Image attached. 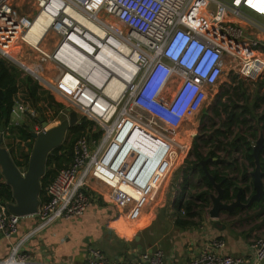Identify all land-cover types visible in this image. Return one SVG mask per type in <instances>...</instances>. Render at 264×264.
<instances>
[{"label": "built area", "instance_id": "1", "mask_svg": "<svg viewBox=\"0 0 264 264\" xmlns=\"http://www.w3.org/2000/svg\"><path fill=\"white\" fill-rule=\"evenodd\" d=\"M33 3L36 15L30 17L20 11V0H0V59L17 64L50 95L63 98L69 107L59 111L64 118L71 109L76 124L82 118L93 124L72 145L70 164L46 187L34 231L80 218L96 183L108 189L109 201L126 221L138 222L186 157L191 146L181 129L224 70L248 81L264 74V0ZM40 16L49 25L33 44L25 38ZM51 32L54 37L47 40ZM26 106L17 95L11 117L35 118ZM20 219L0 204V237L10 243ZM21 244L10 246L0 264H34ZM224 247L223 240L213 239L189 264H264V231L242 254L225 255ZM86 264H164V255L154 249L138 262L109 261L99 249H89Z\"/></svg>", "mask_w": 264, "mask_h": 264}, {"label": "crops", "instance_id": "2", "mask_svg": "<svg viewBox=\"0 0 264 264\" xmlns=\"http://www.w3.org/2000/svg\"><path fill=\"white\" fill-rule=\"evenodd\" d=\"M20 116L24 120L22 117L25 115ZM14 117L16 116L11 117L12 121ZM2 144L8 151H12L13 145L15 147L12 140L4 139ZM262 156L264 158V154ZM212 162L215 159H210L208 163ZM243 164L246 163L243 161ZM191 166L192 164L183 160L178 163L176 169L182 167L183 172L172 187L170 196H166V191L159 198L160 204L153 208L145 207L136 227H132V222L126 221L114 208L106 194L108 189L96 183L95 189L90 193V205L80 218L58 220L36 231V216L21 218L18 234L10 243L0 237V260L6 258L10 246L20 240L21 251L34 264H86L89 249H99L109 261L134 262L139 261L142 253L160 249L164 255V264H189L216 238L225 243L221 253L230 256L242 254L250 240L264 231L262 216L259 219L247 218L253 211H248L247 215H230L232 210L222 211L218 218L212 219L209 216L210 207H195L193 211L197 212L196 215L191 219L184 218L180 208L185 203L193 201L199 204L195 199L196 193H190L191 187L188 184L189 177L197 176L192 173ZM211 166L209 164V169ZM166 180L167 178L160 187H163ZM201 181L205 185V180ZM170 182L171 180L168 185ZM253 194H245V198L249 200ZM181 217L190 223L177 225L176 220Z\"/></svg>", "mask_w": 264, "mask_h": 264}, {"label": "trees", "instance_id": "3", "mask_svg": "<svg viewBox=\"0 0 264 264\" xmlns=\"http://www.w3.org/2000/svg\"><path fill=\"white\" fill-rule=\"evenodd\" d=\"M232 92L233 96H241L244 93L240 86L233 87ZM17 95H21L23 98L21 99L25 101V103L28 102L32 107L28 109L33 110L34 113L44 121H47V118L52 115L62 116L58 113L60 110L64 109V107L62 108L61 104L55 105L53 96H51L47 91L42 89L37 84V82L32 80V78L28 76H22L21 71L18 67H16V65L0 59V124H3V138L7 140H12L15 144V147L13 145L12 151L17 152L18 157L15 159L11 152L10 156L16 167L21 172H24L27 168L29 156L33 146V139L31 137L30 131L32 126H29L27 124L19 126L11 122V112L14 105V100ZM220 105L221 109L227 106V104L224 102H220ZM247 111V107L244 106L243 109L237 115H234L233 112L229 113L227 116V118L229 119V125H231L233 120L238 122L239 117ZM216 114L219 115L218 111H216ZM32 120L35 123L40 124L38 118L36 119L35 117L32 118ZM242 121H246V119ZM257 123L259 124V129L261 130L262 136H264V109L263 113L259 115ZM92 125L93 124L88 120L84 118L80 119L79 123L70 127L67 130L63 143L57 148L51 150L47 155L45 161V172L40 181V204L45 201V189L51 182V180L54 178L56 173L70 164V150L72 148V145L76 140L87 135L88 133L86 129L91 128ZM247 129L248 132L244 134H235V136L232 138V140H230L228 144L229 147L226 148V146H224L222 148V151H224L227 156H230V154L240 151V157L246 163L245 165H239L236 162L237 159L235 158H233L234 160H232L233 163L222 160L221 157L218 155V151L221 148L220 146H218L214 150L209 151L206 154L207 158H203L202 155L197 150H194L195 148H193L196 155V162H194L191 167L197 168L198 177L200 179L205 180L206 189L195 194V199L199 201V204L193 201H189L180 208V213H183L184 218L191 219L192 217H194L197 213L193 211L195 207H199L202 209L210 207V194L213 190V186L209 182H207L204 172L199 164L200 161L206 159H215V162L208 163L206 165V168L208 172L212 176H214L215 183H221V187L224 189L222 201L224 203H231L235 200L238 190H241V202L243 204H246L248 202V198H245V194H249L250 196L254 193V189L252 188L251 184L252 179L249 168L253 170L255 167L252 153L253 145L255 144L258 136L256 130L250 127H248ZM98 135L99 133H94L93 137H97ZM21 144L24 145V147H22ZM263 154L264 147L259 153L262 180H264V158L262 156ZM209 164L212 165L211 169H209ZM230 172L239 173V178L236 179L230 177ZM11 202H13L11 188L5 183L2 176L0 175V204L7 205ZM248 211H253V214L249 215L247 218L259 219V217L262 216L261 225H264V197L259 202H253L252 205L246 209L235 208L230 213V215H238L242 213L247 215ZM184 218H177L176 224L181 226L189 224V220H185Z\"/></svg>", "mask_w": 264, "mask_h": 264}, {"label": "rangeland", "instance_id": "4", "mask_svg": "<svg viewBox=\"0 0 264 264\" xmlns=\"http://www.w3.org/2000/svg\"><path fill=\"white\" fill-rule=\"evenodd\" d=\"M20 11L24 15L34 17L36 13H35V5L33 3V0H20ZM45 30H46V24H44V22L41 19L38 20L32 29V31H34V34H32L33 39L35 38L36 41H38ZM53 37L54 34L53 32H51L47 36V40H50ZM225 61L226 64L228 63L227 68L229 70L230 67H229L228 59H225ZM25 65L32 68L28 64ZM16 67H18V65ZM19 70L21 71L22 76H28L32 78L31 75L26 71H23L21 68H19ZM33 79L34 78H32V80ZM233 82L237 83L238 86L241 87V89L244 92L243 95L241 96L232 95L233 94L232 88L234 86ZM20 98H22L21 95ZM255 98H256V102H255ZM53 100L55 105L61 104L62 108L68 107V103L63 98H60L58 96H53ZM220 102L226 103L227 106L221 109ZM26 104H27L26 106L27 108H32L28 102ZM244 106L247 107L248 111L239 117L238 122L233 120L231 125H229V119L227 118L228 114L233 112L234 115L235 114L237 115L243 109ZM263 109H264V75H262L261 78H258L255 81H248L243 77L233 75V73H231L230 70L227 72V69H225L219 84L210 93L207 100L204 102L203 106L192 118H190L187 121V123H185V125L181 129L182 137L185 138L187 142H190V146H191L186 157L182 160L187 164H194V162H196V155L194 150H197L202 155L203 158H207L206 154L209 151L214 150L218 146H220L221 148L218 151L219 152L218 155L221 157L222 160L233 163L232 160H234L233 158H235L237 159L236 162L239 165L243 164V160L240 157V151L230 154V156H227V154L224 151H222V148L224 146H226V148L229 147L228 144L230 140H232V138L235 136V134H239V133L244 134L248 132L247 129L248 127L256 130L258 137L262 136L261 130L259 129V124L257 123V119L259 115L263 113ZM216 111H218L219 115L216 114ZM22 118H24V120H21V116L19 117L16 116L14 117L13 121L11 119V122L19 126L23 124H27V125L29 124V126H32V129L35 132L36 130L40 129L41 127L40 124L35 123L32 120V116H30L29 114H27ZM37 118H39V116L36 115V119ZM63 119H64L63 116L52 115L47 118L46 122L48 123L49 127H53L56 126ZM244 119H246V121H242ZM191 135H193L192 139L189 137ZM21 146L24 147V145L22 144ZM193 148L195 149L193 150ZM8 152L9 153L11 152V154L15 159L18 157L17 152L14 151H8ZM176 166H174L172 171L167 176V180L164 183L163 187H160L161 190L157 194L158 196L155 199V201L146 205V208L151 206L152 208L155 207L159 203L160 200L159 198L166 191L168 192L166 193V196L167 197L170 196V193L173 191L172 187H174V184L178 181V178L181 176L183 172L182 167L176 169ZM249 171L251 173L253 170L249 168ZM192 173H196L197 176L193 175L192 177H189L190 181L188 180V184L190 183L189 185L191 187L190 193L195 194L204 190L203 188H206V186L204 185V183H202L201 179L198 177L197 168H193ZM229 176L238 179L239 173L230 172ZM170 180L171 182L168 185ZM263 188H264V180H263ZM211 194L214 196L216 195V190L214 188ZM130 225H132V227H136L138 223L132 222Z\"/></svg>", "mask_w": 264, "mask_h": 264}, {"label": "water", "instance_id": "5", "mask_svg": "<svg viewBox=\"0 0 264 264\" xmlns=\"http://www.w3.org/2000/svg\"><path fill=\"white\" fill-rule=\"evenodd\" d=\"M68 117L61 120L56 126L49 127L48 123L38 118L41 126L39 132L33 131L31 128V137L33 146L29 156L27 168L21 172L14 164L10 153L3 146V124H0V175L12 191L13 202L7 204L10 213L20 217L35 216L40 204L41 178L45 172L46 157L51 150L57 148L63 143L67 130L76 125L78 116L75 111L67 109ZM264 146V137L259 136L253 146L254 169L251 172L252 186L254 194L249 198L246 204L241 202V190H238L236 198L231 203H224L222 197L224 189L221 183H215L206 164L210 159L200 162L207 182H209L216 190V195L210 196L211 206L209 216L212 219L219 217L222 211H232L235 207L246 208L254 201H260L264 195L262 184V171L259 161L260 150Z\"/></svg>", "mask_w": 264, "mask_h": 264}, {"label": "bare ground", "instance_id": "6", "mask_svg": "<svg viewBox=\"0 0 264 264\" xmlns=\"http://www.w3.org/2000/svg\"><path fill=\"white\" fill-rule=\"evenodd\" d=\"M65 11H69V12H71L70 9H69L68 7L66 8ZM40 19L44 22V24H46V27L49 25V22H48L47 20H45L42 16H40L37 20H35L34 23L31 24V26H30V28H29V31H28V34H27V36H26L25 39H27L29 42H32L33 44L38 43L39 40L41 39L42 35H43L44 32H45V31L43 32V34L41 35V37H40V39H39L38 41H36L35 38L33 39L32 34H34V31H32V29H33L35 23H36L38 20H40ZM79 20H80L81 22H83L84 24H87V22H86L84 19H79ZM39 29H40V28H39ZM31 36H32V37H31ZM78 42H79V45H80L81 47H85V46H86V44H85V42H84L83 40L78 39ZM22 61H23V60H22ZM23 64H24V63H23ZM24 65H25V64H24ZM168 175H169V174H168Z\"/></svg>", "mask_w": 264, "mask_h": 264}, {"label": "flooded vegetation", "instance_id": "7", "mask_svg": "<svg viewBox=\"0 0 264 264\" xmlns=\"http://www.w3.org/2000/svg\"><path fill=\"white\" fill-rule=\"evenodd\" d=\"M233 85H234L233 87H236V86H238V84H237V83H235V82H233ZM213 188H214V187H213ZM214 189H215V188H214ZM235 208H238V207H235ZM235 208H234V209H235ZM234 209H233V210H234ZM240 209H241V208H240ZM243 209H244V208H243Z\"/></svg>", "mask_w": 264, "mask_h": 264}, {"label": "snow or ice", "instance_id": "8", "mask_svg": "<svg viewBox=\"0 0 264 264\" xmlns=\"http://www.w3.org/2000/svg\"><path fill=\"white\" fill-rule=\"evenodd\" d=\"M262 11H264V8H262Z\"/></svg>", "mask_w": 264, "mask_h": 264}]
</instances>
